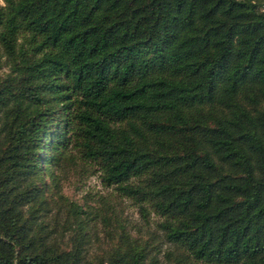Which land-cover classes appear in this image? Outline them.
Segmentation results:
<instances>
[{
    "label": "trees",
    "instance_id": "1",
    "mask_svg": "<svg viewBox=\"0 0 264 264\" xmlns=\"http://www.w3.org/2000/svg\"><path fill=\"white\" fill-rule=\"evenodd\" d=\"M0 1V264H88L23 210L67 146L193 259L264 264V0Z\"/></svg>",
    "mask_w": 264,
    "mask_h": 264
},
{
    "label": "rangeland",
    "instance_id": "2",
    "mask_svg": "<svg viewBox=\"0 0 264 264\" xmlns=\"http://www.w3.org/2000/svg\"><path fill=\"white\" fill-rule=\"evenodd\" d=\"M1 59L5 56L1 55ZM9 70L6 62L0 64V80ZM64 152L56 165H49V172L55 175L45 173L38 180L44 183V207H23L25 216L34 214L40 224L45 223L57 245L70 247L73 237L85 233L88 264L106 261L123 245L142 247L147 254L146 261L151 264H215L193 259L182 247L168 240L159 226L161 217L150 208L143 214L137 200L105 184L95 161L83 160L71 146Z\"/></svg>",
    "mask_w": 264,
    "mask_h": 264
}]
</instances>
